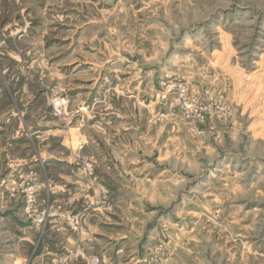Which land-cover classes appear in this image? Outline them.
<instances>
[{
    "label": "rangeland",
    "instance_id": "obj_1",
    "mask_svg": "<svg viewBox=\"0 0 264 264\" xmlns=\"http://www.w3.org/2000/svg\"><path fill=\"white\" fill-rule=\"evenodd\" d=\"M184 83L231 119L193 129ZM33 96L90 196L73 210L31 168L61 211L43 236L54 219L77 234L50 264H264V0H0V126Z\"/></svg>",
    "mask_w": 264,
    "mask_h": 264
},
{
    "label": "crops",
    "instance_id": "obj_2",
    "mask_svg": "<svg viewBox=\"0 0 264 264\" xmlns=\"http://www.w3.org/2000/svg\"><path fill=\"white\" fill-rule=\"evenodd\" d=\"M38 100V96H33L19 110L8 112L6 120L1 121L0 264H27L32 259L33 264H50L77 239L76 232L61 219L52 220L43 236L42 230L26 218L21 202L8 197L7 189L12 179L31 168L40 170L43 161L47 176L50 174V191L55 200L73 210H81L82 202L90 197L86 194L88 185L85 172L76 166L68 168L65 156L52 147L58 134L53 126H49L51 121L44 120V117L47 118L46 112L42 114L36 110ZM33 118L37 120V125L29 124ZM11 120H14L13 126H10ZM86 219H91L90 214ZM94 231L91 237L85 238V245L88 249H94L98 255V228ZM40 246L41 253L35 255ZM104 250L109 251L111 248L105 246ZM104 257V262H115L112 257Z\"/></svg>",
    "mask_w": 264,
    "mask_h": 264
},
{
    "label": "built area",
    "instance_id": "obj_3",
    "mask_svg": "<svg viewBox=\"0 0 264 264\" xmlns=\"http://www.w3.org/2000/svg\"><path fill=\"white\" fill-rule=\"evenodd\" d=\"M178 102L193 129L204 123L208 124L209 129H214L216 121L227 122L233 116V110L223 101L222 94L215 96L211 90H206L202 97L199 93L191 91L185 83L179 85ZM64 104L65 100L63 99L55 100L53 108L56 115L62 114ZM12 185L14 186L12 196L21 194L24 211L37 228L46 226L53 217L61 214L60 207L51 208L39 205L38 190L41 185L38 183V175L33 169H30L21 180H14ZM47 192H50L48 187ZM153 263L163 264V261L157 257ZM86 264H99V260L97 257H90Z\"/></svg>",
    "mask_w": 264,
    "mask_h": 264
}]
</instances>
